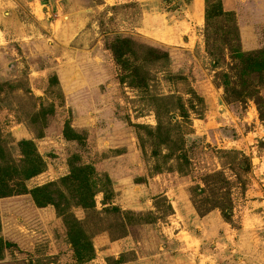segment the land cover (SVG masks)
Instances as JSON below:
<instances>
[{"label": "rangeland", "instance_id": "374dc122", "mask_svg": "<svg viewBox=\"0 0 264 264\" xmlns=\"http://www.w3.org/2000/svg\"><path fill=\"white\" fill-rule=\"evenodd\" d=\"M221 3L229 16L206 41V0H0L9 163L34 144L45 168L28 191L84 166L96 176V213L67 201L91 260L76 258L53 206L21 195L0 199V264H264V88L250 82L259 105L226 104L215 79L230 48L264 50V0ZM214 174L227 185L198 193ZM215 186L232 218L201 223L192 200Z\"/></svg>", "mask_w": 264, "mask_h": 264}, {"label": "trees", "instance_id": "16d2710c", "mask_svg": "<svg viewBox=\"0 0 264 264\" xmlns=\"http://www.w3.org/2000/svg\"><path fill=\"white\" fill-rule=\"evenodd\" d=\"M228 16L223 10L221 0H206V41L208 39L207 34L210 22ZM229 51L232 55V64L227 66L226 70L215 75L218 87L223 90L224 102L226 104H246L250 99L257 98V104L259 105L260 99L258 98V94L260 93L254 90L250 82H256L257 87L264 88V50L242 53L238 49L230 48ZM114 52H116L115 49ZM213 62L216 64L215 61ZM64 137L67 140L77 139L76 134L67 125L64 130ZM19 147L23 155V160L19 161L20 164H23L20 166L21 169H17L15 164L9 163L8 152L6 146L2 143L0 135V199L30 195L35 205L39 208L53 206L57 214L63 218L68 226L69 239L74 248L76 258L79 261L91 260L94 255L93 246L82 230L80 231L77 228L75 230V226H78V221L76 222L74 215L69 213L70 208L67 201L69 200L68 193L72 194L77 206L85 213H96L94 205L96 186L92 181L96 178L94 169L90 166L74 169L68 177L61 179L58 183H50L28 191L24 183L41 174L44 171L45 164L37 153L33 143L24 141L19 143ZM210 180H214L215 184L222 183L227 185L226 180L221 174H214L205 178V189L196 188V191L201 195L205 194ZM228 197L229 189L225 188L222 190L215 186L211 192V196L204 200V202L199 203L192 200V205L201 218L214 210H218L221 217L226 222H229L232 218V207L230 197ZM199 204L203 205L199 206ZM204 207L208 208L201 211ZM107 212L115 213L118 210L112 208ZM74 222L75 225H73Z\"/></svg>", "mask_w": 264, "mask_h": 264}, {"label": "crops", "instance_id": "0c3cea01", "mask_svg": "<svg viewBox=\"0 0 264 264\" xmlns=\"http://www.w3.org/2000/svg\"><path fill=\"white\" fill-rule=\"evenodd\" d=\"M211 214L207 215L206 217L204 218H201V223H203L204 220H206ZM200 219V218H199ZM139 264V263H138Z\"/></svg>", "mask_w": 264, "mask_h": 264}]
</instances>
